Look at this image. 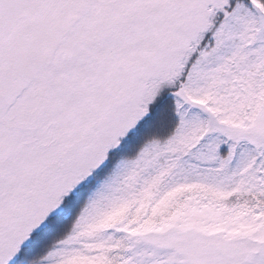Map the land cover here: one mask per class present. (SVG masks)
Wrapping results in <instances>:
<instances>
[{
	"label": "snow or ice",
	"instance_id": "1",
	"mask_svg": "<svg viewBox=\"0 0 264 264\" xmlns=\"http://www.w3.org/2000/svg\"><path fill=\"white\" fill-rule=\"evenodd\" d=\"M0 264H264V0H0Z\"/></svg>",
	"mask_w": 264,
	"mask_h": 264
}]
</instances>
